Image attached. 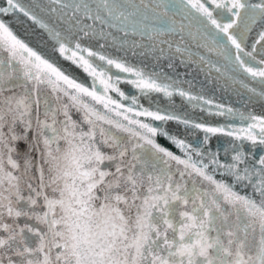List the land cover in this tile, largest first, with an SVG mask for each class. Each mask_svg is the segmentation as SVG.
Instances as JSON below:
<instances>
[{"label":"snow or ice","instance_id":"snow-or-ice-1","mask_svg":"<svg viewBox=\"0 0 264 264\" xmlns=\"http://www.w3.org/2000/svg\"><path fill=\"white\" fill-rule=\"evenodd\" d=\"M9 16L52 58L0 18V264H264V116L160 64L228 76L215 54L264 99V0H3ZM138 23L142 66L108 51Z\"/></svg>","mask_w":264,"mask_h":264},{"label":"water","instance_id":"water-1","mask_svg":"<svg viewBox=\"0 0 264 264\" xmlns=\"http://www.w3.org/2000/svg\"><path fill=\"white\" fill-rule=\"evenodd\" d=\"M0 3H3V0H0ZM0 18H3L7 22H9L13 29L18 33V35L25 38L26 41L29 42L30 46L37 48V50H39L42 54H45L46 56L52 58V52L50 47H45L43 45L38 44V42L31 36V34L27 36L25 35L24 27H27V25H25L24 27H20L19 21L13 19L11 16ZM140 19L141 17H137L138 21H140ZM143 23L151 24V20L144 21ZM141 30L142 26L139 23L137 24L135 35L131 32V26L129 30V35L127 37H122L121 33L115 32V30H113L114 34L117 36V44L115 48L109 47L108 51L115 56L127 59L129 63L140 65L141 60H143L144 58L141 57L139 53L142 50H147L148 46L150 45V41L148 40L147 36L142 37L140 35ZM255 36V31L250 33L247 43L251 44ZM122 41L123 47L121 48ZM134 45H139V47H134ZM117 49L120 50L118 51ZM132 51H135L137 55L133 56ZM193 51L196 52L197 50L193 49ZM200 54L205 55L208 60H210L212 63L217 64L222 69L227 67L228 76L217 74L214 70H212L211 76H208L209 69L205 67L201 71V66L199 64L193 65L191 67L179 66L175 69L166 68V64L168 63L167 59L160 61V64L161 66H165V72H167L169 75L178 78L182 82V86L185 89L188 88V84L183 83V81L187 80L194 84L195 92H203L208 98L213 99L216 103H223L226 106H231L234 109H237L239 112H244L245 114L251 112L255 115L264 116V99H261L257 94H254L249 91L250 88H255L256 93H259L261 91L262 86L258 78L254 80L251 76L246 73H243L239 69L233 70L234 65L228 64L222 58L216 56L215 54H207L203 50H200ZM168 55L169 53L166 51L165 56L167 57ZM255 55L257 56V60H259L261 55L259 45H257V52L255 53ZM55 59L58 61L60 66H62L67 72H70L73 76L78 78V80L86 84H89L91 82L90 78L87 77V75L84 74L82 70L76 68L75 66H70V62L64 61L58 55L55 56ZM245 59H248L249 63L255 67L261 66L256 64L250 58L245 57ZM146 62L149 64V67H151L152 64L156 63L155 56L149 53L148 60ZM176 62L178 64L179 60L177 59ZM177 73L179 74L178 76ZM218 75L219 79H217ZM193 76H195V79H193ZM206 76L208 77L207 81L205 79ZM121 87L126 92L130 90V86L128 85L122 84ZM142 102L145 103V105L147 106V101L142 100ZM180 102L181 98L176 97L177 108H179ZM157 103H159L160 106L163 107L167 103V98L161 96L157 99ZM189 111L191 112L190 107ZM225 122L226 118H215L212 120L213 124H224ZM231 122L235 123L236 125H239V117H237L234 121ZM168 127L172 131L176 130V125L174 123L170 124ZM202 136L203 133L196 132L195 136L189 135L188 139L195 143L196 138H202ZM228 139L229 138L223 136L212 137L211 147L213 149H217L222 145L227 146L226 141ZM161 143H164L166 146H168L167 142L164 140H161ZM245 148H250V145L246 143ZM256 152L257 154H259L260 149L257 148Z\"/></svg>","mask_w":264,"mask_h":264}]
</instances>
